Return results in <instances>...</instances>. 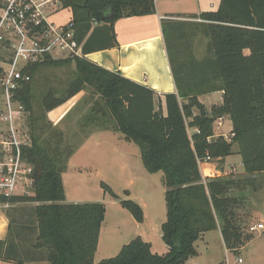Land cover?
Segmentation results:
<instances>
[{
    "label": "trees",
    "instance_id": "1",
    "mask_svg": "<svg viewBox=\"0 0 264 264\" xmlns=\"http://www.w3.org/2000/svg\"><path fill=\"white\" fill-rule=\"evenodd\" d=\"M71 11L82 57L46 59L22 70L13 100L28 114L30 146L22 157L33 168L32 195L0 197V205L37 204L34 208L36 237L27 252L0 241V261L22 264L42 254L47 264H186L197 255L195 243L217 229L226 250L237 254L253 239L246 223L250 194L256 193L255 176L264 173V0H221L216 12L200 15L201 24L165 23V47L177 95L164 96L165 115L156 108L154 91L119 73L108 71L84 58L94 51L114 47V24L123 18L155 13L154 0H60ZM89 35V36H88ZM207 39L205 57L194 55L196 38ZM75 66L76 77L60 96L48 90L41 97L43 116H34L31 81L43 67ZM1 71V70H0ZM90 88L98 101L91 111L108 119L111 128L135 144L143 167L150 174L162 172L166 220L161 240L164 255L136 237L119 253L99 263L94 254L105 216L102 203L65 202L62 173L75 149L63 144L58 127L49 126L55 146L45 145V126L50 111ZM222 91V104L209 111L197 97ZM197 112L196 114L194 112ZM224 116L231 123L232 138L215 137L213 124ZM105 120L102 125H105ZM190 130H194L189 134ZM236 144L244 175L239 178L203 179L199 161L222 162ZM104 194L119 197L104 183ZM137 223L143 222L141 207L119 200ZM252 211V210H251Z\"/></svg>",
    "mask_w": 264,
    "mask_h": 264
},
{
    "label": "crops",
    "instance_id": "2",
    "mask_svg": "<svg viewBox=\"0 0 264 264\" xmlns=\"http://www.w3.org/2000/svg\"><path fill=\"white\" fill-rule=\"evenodd\" d=\"M174 1L177 2L174 3ZM154 4V14L144 17L123 18L114 24V47L94 51L85 55L84 58L108 71L119 73L129 80L153 90L155 106L156 108H161L163 115H165L164 96L167 94L177 95V88L168 60L162 26L165 23L177 22L201 24L200 15L207 12H216L219 9L221 0H154ZM199 40L203 43L202 46L205 47L207 39L198 37L194 42V49ZM203 49V57H205V48ZM87 90L89 89L82 91L65 104L47 113L46 118L53 127H60L64 125V121L70 119L74 122H80L81 128L94 129V131H91L84 137L67 160L66 169L62 173L61 179L66 203H102L105 206L104 221L100 228L96 252L94 254V263H97L108 258L107 256H109L110 252L117 254L120 251V247L116 246L113 238V240H107L103 244L102 239L105 236L113 237L116 226L119 228V222L116 223V220L112 223L108 222V206L112 208L120 207L119 200H124L117 194L119 200H106V195L102 194L100 197L97 194L101 187L100 184L104 183L99 181V172L112 174L116 180H119L118 178H121V181L123 180V184L126 186L124 194L128 197L133 196L134 202L141 207L143 212L142 223H137L134 219L132 220V223H135L134 225L139 231V225L144 224L146 221L145 209L148 207L145 203L146 199L150 198L151 194L158 189L161 181L157 182L154 180L153 177L157 174H150L145 170L141 162L138 147L133 143L127 142L119 132L114 131L108 119L99 120L101 114L91 111L95 101H98L100 104L101 102L98 96L91 94L93 90L88 93L86 92ZM222 97L223 92L218 91L200 95L197 99L209 111L213 106H220L222 104ZM81 102L82 104L80 105ZM194 113L196 114L197 112L195 111ZM104 120L106 124L102 125ZM219 123H221L223 130L232 137L229 118L227 116L220 118ZM193 132L194 130H191V133ZM233 155L240 157L237 152ZM231 156L226 157L222 162H218L221 166L220 169L216 168L215 164H212L211 161L199 167L202 178L230 175L232 171L230 170V166L237 161L236 159L231 160ZM223 165L225 171L222 170ZM238 174L242 176L244 175V171L239 170ZM255 179L257 182H261L260 180H262V185L257 188V192H261V189L264 187V173L256 175ZM134 187H138V191L133 192ZM77 190L82 194L95 192L98 197L95 199L96 201L90 202L87 201L90 197L88 198L87 195H77ZM160 191L164 193L162 189ZM30 195H32V192ZM36 206L37 204L35 203L9 205L8 207L0 205V241L7 239L10 245L17 248L19 254L27 252L31 247L30 242L35 240L36 223L34 208ZM119 210L118 212L121 211ZM255 214L256 216L259 215L256 223L263 224L264 201L258 206ZM106 223H109V226L107 230H104ZM159 225L160 223L155 224L156 230L160 227ZM144 230V232L139 233L137 236L134 231L131 238L140 237L143 241L146 240V243L150 245L151 252L156 254L153 252L152 242L147 239L151 231H149V228ZM211 234L215 235L216 240L219 239L226 255L224 262L214 264H264V231L255 232L253 239L238 250L237 254L225 249L219 229L205 233L198 240L204 244L203 252H208L210 248V242L212 241L209 239L212 236ZM209 235L211 236L209 237ZM159 236L161 237V234ZM196 243V256H198L199 252ZM163 247L166 250L161 255L167 252V247L164 244ZM97 255L100 258H97ZM228 255H232L235 258L232 263L228 262ZM34 258L33 261L24 260L22 264H47L43 260L42 254H36ZM197 261L191 258L186 264H198ZM0 264L16 263L0 261Z\"/></svg>",
    "mask_w": 264,
    "mask_h": 264
},
{
    "label": "built area",
    "instance_id": "3",
    "mask_svg": "<svg viewBox=\"0 0 264 264\" xmlns=\"http://www.w3.org/2000/svg\"><path fill=\"white\" fill-rule=\"evenodd\" d=\"M61 7L60 0H0V197L30 195L32 190L33 168L22 157V147L31 141L15 126L24 111L13 98L20 83L29 81L22 70L46 59L82 57L72 20L62 25L51 21ZM209 162L206 158L198 164ZM258 231H264V224L249 227L251 234Z\"/></svg>",
    "mask_w": 264,
    "mask_h": 264
},
{
    "label": "rangeland",
    "instance_id": "4",
    "mask_svg": "<svg viewBox=\"0 0 264 264\" xmlns=\"http://www.w3.org/2000/svg\"><path fill=\"white\" fill-rule=\"evenodd\" d=\"M176 2L177 1H174V3ZM70 19H71V11L69 9H65L61 7L58 13L51 18V21L55 23L56 25H62L68 22ZM196 44L197 46L194 49V55L197 59H201L204 56V53H203L204 47L202 46L203 43L199 40V42ZM1 54L5 57L8 55L6 52L2 50H1ZM75 77H76V72H75V66L73 64H71L70 66L60 67V68H55V67L41 68L37 72V74H35V76L33 77L31 81L34 116H40V117L43 116V112L41 111V107H40V101L44 93H46L48 90H53L57 93L58 96H60L65 88V85L69 81L73 80ZM88 89L89 90L86 91L87 93L91 91L90 88ZM82 102L80 103V105L82 104ZM3 107H4V100H3V97L0 96V111H2ZM27 118H28V114H25L23 112L19 118V121L16 122L15 126L18 127L20 132L22 131L23 133H26L28 138L30 139V136L28 133ZM44 119L45 120H43L42 124L45 126V132H44V135L41 136V139L45 140L46 142L45 145L49 144L50 146L49 148H53L55 146V140L50 138V135L52 134V132H50V130L48 129L49 126L52 124L47 120L46 116ZM219 121L220 119H217L213 124L214 136L215 137L222 136L227 142H230L232 137L229 134H227L225 130H223V127L221 123H219ZM58 130L62 133L61 138L63 139V144L66 145L70 149H75L76 147H78V145L81 143L84 137L91 131H94L93 128H86V129L81 128L80 122H74L73 120H70V119H68V121H64V125L58 127ZM189 134H191V130L189 131ZM232 151H233V154L238 151V147L236 144H233ZM233 154L230 157V159L231 160L236 159L237 161L232 163V165L230 166V170H232L231 174L227 176L233 177V178H239V177H242L243 175L242 176L239 175L238 171L240 170L243 172L244 169H243V165L241 163L240 157L233 155ZM211 162L212 164H215L216 168H219V169L221 168L220 164L217 161L213 160ZM222 170L225 171L224 165L222 167ZM156 174L157 175H155L153 178L157 182L160 180L161 185L158 186V189L154 193L151 194L150 198L146 199L145 203L148 206V207L146 206L147 208L145 209L146 221L144 224L139 225L140 231L136 229L134 225L135 223H132L133 217L130 215L129 212L121 208L120 205H119L120 207H113V208L108 206L107 208L108 222L112 223L114 220H116V223L119 222V225H118L119 228L116 226V229L113 232V237L105 236L102 239V244L106 243L107 240L110 241L113 238L115 240L114 243L116 244V246H119L121 250L123 246L127 245L130 241L134 239V238H131V235L134 233V231L137 236L139 233L144 232L145 231L144 229L149 228V231H151V233H149L150 236H148L147 239H149V241H151L153 244V250H154L153 252L158 255H161L165 252L166 249L165 247H163L164 243L162 242L161 237L159 236L161 234L160 227L162 223L166 220V206H165V200H164L165 188L162 185V179H163L162 172H159ZM221 177H224V176L222 175ZM98 178H99V181L104 182L107 186L111 188V190L115 194L119 195L122 199L134 201L133 196L128 197L124 194V190H126V186H124L123 180L121 181V178H118L119 180H116L112 174L111 175L107 173L104 174L102 172H99ZM260 181L261 182L256 183V188L262 185V180ZM137 188L138 187H134L133 192H136V190L138 191ZM161 189H162V192L164 191V193H161L160 191ZM261 190H262L261 192L250 194V199H249L250 208L246 210L247 212H249V214H251L249 215V218H247L246 220V223L248 226V232H249L250 226L257 224L256 223L258 220L257 217H259V215L256 216L255 211L258 209V206L261 205L264 201V187ZM31 191L32 190H30V193ZM76 194L81 195V196L87 195L88 198L90 197V199H88L87 201L92 202L98 197L97 194H99V196L101 197V195L104 194V192L100 187L97 194L95 192H90L88 194H82V193H79L78 190ZM104 195H106V200H113L109 195L107 194H104ZM118 210L120 212H118ZM159 223H160L159 225L160 227L156 230L155 224H159ZM108 226H109V223H106L104 225V230H107ZM211 235H209V237L211 236L209 240H211L212 242H210V248L208 249V252L206 251L203 252L202 249H203L204 244L201 243V241H198L196 243V247L199 252V255L193 257L192 259L198 260L197 261L198 264H203V263L214 264V263H220V262L225 261L226 255H225L223 247L221 246L219 242L217 235L216 237L218 240H216L214 234H211ZM213 237L215 238V240ZM144 241L146 242V240ZM158 246L160 247L158 248ZM112 253L110 252L109 256H107L108 258H105V259L115 257L119 253V251L117 252V254H112ZM227 257H228L229 263H232V261L235 259L232 255H228ZM97 258H100V256L97 255Z\"/></svg>",
    "mask_w": 264,
    "mask_h": 264
},
{
    "label": "water",
    "instance_id": "5",
    "mask_svg": "<svg viewBox=\"0 0 264 264\" xmlns=\"http://www.w3.org/2000/svg\"><path fill=\"white\" fill-rule=\"evenodd\" d=\"M164 264H166V263H164Z\"/></svg>",
    "mask_w": 264,
    "mask_h": 264
}]
</instances>
